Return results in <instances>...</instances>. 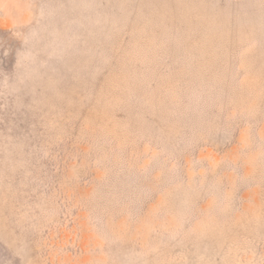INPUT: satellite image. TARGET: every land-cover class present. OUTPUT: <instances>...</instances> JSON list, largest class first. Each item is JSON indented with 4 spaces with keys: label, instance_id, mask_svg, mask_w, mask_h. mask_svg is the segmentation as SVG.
I'll return each instance as SVG.
<instances>
[{
    "label": "rangeland",
    "instance_id": "obj_1",
    "mask_svg": "<svg viewBox=\"0 0 264 264\" xmlns=\"http://www.w3.org/2000/svg\"><path fill=\"white\" fill-rule=\"evenodd\" d=\"M0 264H264V0H0Z\"/></svg>",
    "mask_w": 264,
    "mask_h": 264
}]
</instances>
